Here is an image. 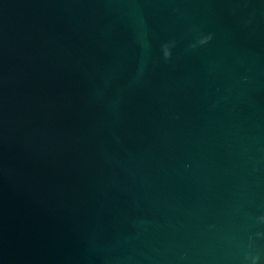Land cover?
Segmentation results:
<instances>
[{"label": "water", "instance_id": "95a60500", "mask_svg": "<svg viewBox=\"0 0 264 264\" xmlns=\"http://www.w3.org/2000/svg\"><path fill=\"white\" fill-rule=\"evenodd\" d=\"M0 264H264V0H0Z\"/></svg>", "mask_w": 264, "mask_h": 264}]
</instances>
